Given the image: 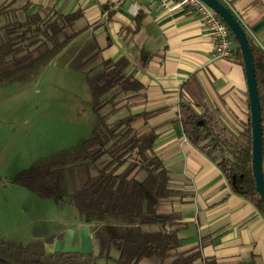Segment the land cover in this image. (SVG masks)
I'll return each mask as SVG.
<instances>
[{
    "label": "trees",
    "instance_id": "obj_1",
    "mask_svg": "<svg viewBox=\"0 0 264 264\" xmlns=\"http://www.w3.org/2000/svg\"><path fill=\"white\" fill-rule=\"evenodd\" d=\"M82 19L80 9L64 12L20 0L0 2V84L36 80L51 63L67 66L84 74L94 113L87 138L36 161L11 182L60 207L75 206L80 220L89 226L97 258L111 259L115 249V264H138L146 258L156 264H194L198 259L215 264L202 258L199 245L182 248L180 215L172 203L185 193L173 186L169 170L155 153V130L140 132L135 125L158 110L132 112L143 85L128 70L130 58H104ZM247 36L261 106L264 175V49ZM180 120L186 137L215 161L230 185L236 175L234 191L264 215V199L255 189L251 170L250 121L233 135L224 128L199 125L188 105L183 106ZM46 234L34 228L28 243L0 234V264H60L67 256L80 257L77 253L48 255L45 243L54 236Z\"/></svg>",
    "mask_w": 264,
    "mask_h": 264
},
{
    "label": "crops",
    "instance_id": "obj_2",
    "mask_svg": "<svg viewBox=\"0 0 264 264\" xmlns=\"http://www.w3.org/2000/svg\"><path fill=\"white\" fill-rule=\"evenodd\" d=\"M20 1L64 12L80 9L104 58H130L128 70L143 85L132 112L158 110L135 125L140 132L155 130V153L169 170L173 186L185 193L172 203L180 215L182 248L199 245L202 258L215 264H264V215L236 193L215 161L186 137L180 120L183 106L188 105L202 124L233 135L246 128L248 87L236 50L227 58L214 57L213 36L198 14L186 7L168 10L141 0L134 14L131 0ZM221 1L253 43L264 49V0ZM144 57L148 59L142 63ZM28 221L32 227L43 219L36 215ZM52 247L45 244L47 252ZM194 264L204 262L198 259Z\"/></svg>",
    "mask_w": 264,
    "mask_h": 264
},
{
    "label": "rangeland",
    "instance_id": "obj_3",
    "mask_svg": "<svg viewBox=\"0 0 264 264\" xmlns=\"http://www.w3.org/2000/svg\"><path fill=\"white\" fill-rule=\"evenodd\" d=\"M93 123L90 94L82 72L49 64L36 80L0 84V234L28 243L34 228L47 235L76 228L80 218L75 206L60 207L11 180L36 161H45L87 138ZM36 215L43 221L31 227L28 219ZM94 251L96 258L91 254L90 259H84L85 264H115V249L110 252L111 259L97 258L95 246ZM70 263L81 264H65ZM138 264L151 263L146 258Z\"/></svg>",
    "mask_w": 264,
    "mask_h": 264
},
{
    "label": "water",
    "instance_id": "obj_4",
    "mask_svg": "<svg viewBox=\"0 0 264 264\" xmlns=\"http://www.w3.org/2000/svg\"><path fill=\"white\" fill-rule=\"evenodd\" d=\"M210 7L217 16L227 25L233 38L240 49L248 87L249 96V119L251 125V170L254 178L255 189L259 196L264 199V175H263V128L261 106L257 89L256 72L253 55L248 41L247 31L238 20L232 10L221 0H201ZM202 125L201 122H197ZM242 178L243 175L241 174ZM236 175H232L231 186L236 189ZM73 230L68 229L63 241L56 240L53 244L52 253H79L91 254L93 252L94 238L89 232L88 225L78 226V245L72 246Z\"/></svg>",
    "mask_w": 264,
    "mask_h": 264
},
{
    "label": "built area",
    "instance_id": "obj_5",
    "mask_svg": "<svg viewBox=\"0 0 264 264\" xmlns=\"http://www.w3.org/2000/svg\"><path fill=\"white\" fill-rule=\"evenodd\" d=\"M141 0H131L130 10L136 14L140 10ZM156 4L159 8L175 10L188 8L200 17L203 25L213 36V56L227 58L235 52V42L227 25L217 14L201 0H146Z\"/></svg>",
    "mask_w": 264,
    "mask_h": 264
},
{
    "label": "flooded vegetation",
    "instance_id": "obj_6",
    "mask_svg": "<svg viewBox=\"0 0 264 264\" xmlns=\"http://www.w3.org/2000/svg\"><path fill=\"white\" fill-rule=\"evenodd\" d=\"M81 221V220H80ZM82 222V221H81ZM84 225H87L86 223H84V222H82ZM83 224H80V225H83ZM79 225V226H80ZM88 228H89V226H88ZM74 232H73V237H72V240H71V245L72 246H75V245H78V242H79V239H78V225L76 226V228L75 229H72ZM60 232V231H59ZM59 232H55V233H52L51 235L52 236H54V238H53V240H52V242H50L52 245L54 244V242L56 241V240H61V241H63L64 240V238H65V236H66V230L65 231H62L61 233H59ZM90 232V231H89ZM48 234V233H47ZM47 234L45 235V237L47 236ZM91 234V233H90ZM74 241H76V242H74ZM49 243V242H48ZM53 248V247H52ZM45 251H46V248H45ZM94 243H93V252L91 253V254H94ZM46 253L48 254V255H50V256H53V255H56V254H74V253H63V252H59V253H55V254H53L52 253V250L50 251V252H47L46 251ZM77 254H79V253H77ZM91 254H81V255H79L80 257H75V256H67L65 259H64V261L63 262H61L60 264H65V263H67V262H70V261H76V262H79V263H81V264H85V260H88V259H90V257H88L89 255H91ZM84 257H87V258H84ZM93 257L94 258H96V255L94 254L93 255ZM94 258H91L93 261H95V259ZM85 259V260H84Z\"/></svg>",
    "mask_w": 264,
    "mask_h": 264
}]
</instances>
